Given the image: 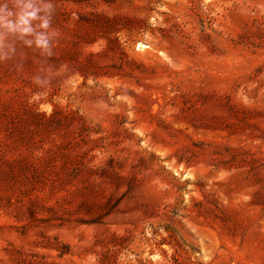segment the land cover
I'll list each match as a JSON object with an SVG mask.
<instances>
[{"label": "rangeland", "instance_id": "rangeland-1", "mask_svg": "<svg viewBox=\"0 0 264 264\" xmlns=\"http://www.w3.org/2000/svg\"><path fill=\"white\" fill-rule=\"evenodd\" d=\"M35 3L47 51L0 32V264H264V0Z\"/></svg>", "mask_w": 264, "mask_h": 264}, {"label": "clouds", "instance_id": "clouds-1", "mask_svg": "<svg viewBox=\"0 0 264 264\" xmlns=\"http://www.w3.org/2000/svg\"><path fill=\"white\" fill-rule=\"evenodd\" d=\"M51 7V3L38 7L35 0H0V32L15 33L19 38L31 36L26 44L34 43L37 48L47 51L50 48L49 19L38 13ZM34 21H39L35 27Z\"/></svg>", "mask_w": 264, "mask_h": 264}]
</instances>
